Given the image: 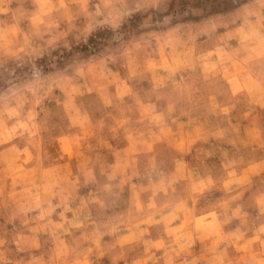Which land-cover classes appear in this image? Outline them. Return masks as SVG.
Segmentation results:
<instances>
[{
	"label": "rangeland",
	"instance_id": "1",
	"mask_svg": "<svg viewBox=\"0 0 264 264\" xmlns=\"http://www.w3.org/2000/svg\"><path fill=\"white\" fill-rule=\"evenodd\" d=\"M0 264H264V0H0Z\"/></svg>",
	"mask_w": 264,
	"mask_h": 264
},
{
	"label": "crops",
	"instance_id": "2",
	"mask_svg": "<svg viewBox=\"0 0 264 264\" xmlns=\"http://www.w3.org/2000/svg\"><path fill=\"white\" fill-rule=\"evenodd\" d=\"M187 233H189L191 236L195 235V231L194 230H192V229L191 230L184 229L183 231L180 230L179 233H178V235H176V237H180V235L185 236V235H187ZM208 237H210V236L209 235H206V238H208Z\"/></svg>",
	"mask_w": 264,
	"mask_h": 264
}]
</instances>
